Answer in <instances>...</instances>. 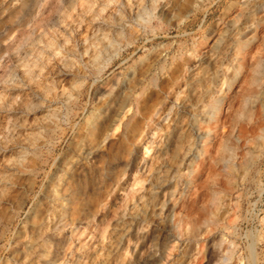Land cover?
<instances>
[{"label":"rangeland","instance_id":"1","mask_svg":"<svg viewBox=\"0 0 264 264\" xmlns=\"http://www.w3.org/2000/svg\"><path fill=\"white\" fill-rule=\"evenodd\" d=\"M25 1L0 14V264H213L241 198L245 248L264 215V0H92L61 38L51 0Z\"/></svg>","mask_w":264,"mask_h":264},{"label":"bare ground","instance_id":"2","mask_svg":"<svg viewBox=\"0 0 264 264\" xmlns=\"http://www.w3.org/2000/svg\"><path fill=\"white\" fill-rule=\"evenodd\" d=\"M106 1V0H105ZM105 1L104 0H101L99 1V5L100 6H104L105 5ZM131 1V0H130ZM137 1V0H136ZM152 1V0H151ZM157 1V0H155ZM159 1V0H158ZM128 2V1H127ZM144 2V1H143ZM160 2V1H159ZM162 2H165V1H162ZM169 1L167 0V3ZM172 2V1H170ZM254 2V1H253ZM259 2V1H258ZM26 1L25 0H0V14H3L4 11L6 10H14L16 8H21V7H25ZM124 3V2H123ZM137 3V2H136ZM165 3V4H167ZM95 4V1H92V0H84L82 2L79 3V5H75V2L73 0H51V4L50 6H48V12H47V15H48V21L52 23V26H56L58 24V26L56 28H54L55 32L57 33V36L58 38H61L62 35H63V31H66V30H70V28L72 26H80V24L85 20V15L88 14L89 12L91 13H94V9H93V5ZM152 4V3H151ZM150 4V5H151ZM148 5V4H147ZM157 5V4H156ZM252 5V4H251ZM28 6V5H27ZM113 6V5H112ZM151 6H154L155 8V5H151ZM161 6V9H165L166 8V5H160ZM63 7H65L66 9L70 10L68 12V14L66 15L65 12L60 15V12L59 10L62 9ZM116 7V6H115ZM114 7V8H115ZM131 7V6H130ZM169 7V6H168ZM251 7V6H250ZM264 7V6H263ZM124 8V7H123ZM126 8H129V7H126ZM135 9V8H133ZM27 10V9H26ZM74 10V12H72ZM107 10V9H106ZM126 10H129V9H126ZM136 10V9H135ZM140 10V9H139ZM160 10V9H159ZM258 10V9H257ZM261 10V9H260ZM259 10V11H260ZM38 11V10H37ZM150 11V10H149ZM165 10H163L162 13H164ZM258 11V12H259ZM263 11V10H262ZM30 12V11H29ZM118 12V10H117ZM67 13V12H66ZM142 13V12H141ZM159 13L161 14V12H157V14L159 15ZM247 13V12H246ZM123 14V13H122ZM264 14V13H263ZM28 15V14H27ZM37 15V13H35V16ZM137 15V13H136ZM103 16V15H102ZM139 16V15H137ZM130 17V16H129ZM140 17V16H139ZM138 17V18H139ZM143 17V16H142ZM249 17V16H248ZM264 17V16H263ZM26 18V17H25ZM24 18V19H25ZM136 18V17H135ZM68 19V20H66ZM99 19V18H98ZM137 19V18H136ZM141 19V18H140ZM248 20H250L249 18H247ZM245 18V20H247ZM120 20V19H119ZM247 20V21H248ZM125 21V20H124ZM246 21V22H247ZM245 22V21H244ZM39 23V21L37 22ZM95 23V22H94ZM123 23V22H121ZM249 23V22H248ZM59 24H61L59 26ZM90 24V23H89ZM93 24V23H92ZM97 24V23H96ZM248 25V24H247ZM82 26V25H81ZM89 26V25H88ZM85 27V26H83ZM249 27V25H248ZM58 31V32H57ZM84 31V30H83ZM93 31V30H92ZM27 33H24L18 40H17V44L16 46L14 47V52L17 53L19 52V48H21L23 42L25 41L26 38H28L29 36V33H33V30H30L28 29V31H26ZM252 32V30H251ZM255 32V31H254ZM113 33V32H112ZM80 34V33H79ZM256 32L254 33V36H255ZM73 36V35H72ZM244 37V36H243ZM260 37V36H259ZM258 38V37H257ZM264 37L262 36L261 39H263ZM82 39V38H81ZM249 39V38H248ZM259 39V40H261ZM58 42H62L61 39H57ZM53 41V40H52ZM51 42V41H50ZM72 42V40H71ZM236 42V41H235ZM246 41H242L240 44L243 45V43H245ZM262 42V41H261ZM49 43V42H48ZM253 43V42H252ZM260 43V41H259ZM76 44V43H75ZM239 44V45H240ZM257 44V42H256ZM260 44H263L260 43ZM260 44H259V47H260ZM78 45V44H77ZM234 46V45H233ZM257 46V45H256ZM262 46V45H261ZM258 47V49H259ZM232 48V47H231ZM254 49H257L256 47H254ZM261 49V47H260ZM92 49L90 48L89 51H91ZM235 50V49H234ZM248 50V49H247ZM243 51V50H242ZM251 51V50H250ZM258 51V50H257ZM261 51L260 50V54H261ZM234 52V51H233ZM238 52V50H237ZM252 52H255V51H252ZM264 52V51H262ZM242 54V53H241ZM258 54H259V51H258ZM259 54V55H260ZM15 55V54H14ZM37 55V54H36ZM263 55V54H262ZM261 55V56H262ZM224 56V55H223ZM240 56V55H238ZM257 56V54H256ZM254 56V57H256ZM261 56H259L261 59ZM66 57V56H64ZM229 57V56H228ZM37 60V59H36ZM231 60V58L229 59ZM242 60V59H241ZM240 60V61H241ZM258 60V59H257ZM256 60V61H257ZM262 60V59H261ZM225 62V61H224ZM259 62V60H258ZM130 105V104H129ZM129 110V106L127 105H123V106H119L117 108L114 109V111L110 114L109 116V120H110V123H115L116 121L119 120L120 116L121 115H124V113L126 111ZM199 110V109H198ZM255 110V109H254ZM253 110V112H255ZM253 114V113H252ZM152 115V114H151ZM171 116V115H170ZM259 116H260V113H259ZM168 117V114L165 113L163 118L162 119H166ZM258 117V116H257ZM171 119V118H170ZM255 119V118H254ZM252 119V120H254ZM261 120V119H260ZM230 121V120H229ZM161 122H163L161 120ZM262 122V121H261ZM231 123V121H230ZM234 123V122H233ZM242 123V122H241ZM239 124V123H238ZM255 124V123H254ZM261 124V123H260ZM115 125V124H114ZM230 125V124H229ZM245 126V125H244ZM255 126V125H254ZM253 126V127H254ZM251 127V128H253ZM261 127V126H260ZM229 128V126H228ZM240 128V127H239ZM242 128V127H241ZM250 128V126H249ZM254 128H257V127H254ZM247 129V128H246ZM227 130V129H226ZM255 130V129H254ZM257 130V129H256ZM230 131V130H229ZM228 132V131H226ZM254 133V132H253ZM244 137V136H243ZM197 152V150L195 151ZM190 155V154H189ZM192 157V156H191ZM162 160V159H161ZM186 160V159H185ZM259 162V160L257 161ZM260 164L259 163V167H258V170H256L257 172V176L258 178L260 179V176H261V168L262 166L260 167ZM114 166V165H113ZM184 167V166H183ZM263 170V169H262ZM113 171V167H110L106 170L107 173H110ZM264 171V170H263ZM250 174V173H249ZM256 175V174H255ZM254 176V175H253ZM250 177L249 179V182H253L255 183L256 180L258 183H260L258 181V178L257 176H254L256 177L257 179H255L254 177ZM151 179V178H150ZM246 179V177H245ZM244 179V180H245ZM152 180V179H151ZM240 182V181H239ZM256 182V183H257ZM257 183V184H258ZM252 184V183H250ZM249 186V185H248ZM252 186V185H251ZM255 186V184H254ZM264 186V185H263ZM262 186V187H263ZM228 187V186H226ZM239 188V186H238ZM252 188V187H250ZM228 189V188H227ZM230 189V188H229ZM263 189V188H262ZM262 192V191H261ZM259 193V192H258ZM232 196V195H231ZM259 197V195L257 196ZM233 198V197H232ZM236 198V197H235ZM249 199V198H248ZM230 200V199H229ZM228 200V201H229ZM234 202H235V199H233ZM232 200V201H233ZM255 201V200H254ZM231 202V201H230ZM233 202V203H234ZM232 204V212L230 214H227L228 216H225V223L223 224V229L226 230L224 232V235L222 234V236H219L218 240L217 239H213L212 243H211V249L210 251L212 252V256L211 257L214 262L213 264H217L218 260L220 259V264H264V215L263 217L261 218V215H260V223H261V229L260 230H257V231H252L250 232L249 234H246L247 235V244L245 246V248L243 249H240L239 245L237 244V237H235L234 235L236 234V230H237V224L240 222V220H238V215H237V212H235V209L236 208H239L241 209L242 207V204H243V201H242V198L240 200H237L234 204ZM257 203V202H256ZM254 205V203H253ZM214 206V205H213ZM259 206V205H258ZM215 207V206H214ZM213 208V207H212ZM235 208V209H234ZM248 208V207H247ZM246 208V209H247ZM252 208V207H251ZM257 209V208H256ZM229 210V208H228ZM229 212V211H228ZM250 212V211H249ZM263 213V212H262ZM261 213V214H262ZM258 215V214H257ZM243 216V215H242ZM247 218V217H245ZM213 221V220H212ZM251 221V220H250ZM258 221V222H259ZM220 224V223H219ZM218 224V225H219ZM252 228V227H251ZM252 230V229H251ZM249 231V230H248ZM164 233V232H163ZM216 235V233H215ZM214 235V236H215ZM224 236V238H223ZM239 236V235H238ZM242 236H244L242 234ZM216 237V236H215ZM214 237V238H215ZM223 246V247H222ZM224 248L223 249V252L221 253L220 251V248ZM49 248V247H48ZM209 251V252H210ZM210 255V253H209ZM211 259V260H212ZM139 264H152V263H149V262H142V263H139ZM219 264V263H218Z\"/></svg>","mask_w":264,"mask_h":264}]
</instances>
